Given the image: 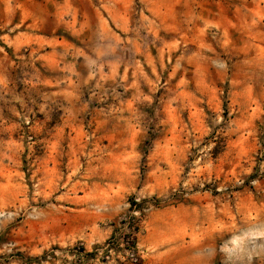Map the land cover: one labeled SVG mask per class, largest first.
<instances>
[{"label": "rangeland", "instance_id": "1", "mask_svg": "<svg viewBox=\"0 0 264 264\" xmlns=\"http://www.w3.org/2000/svg\"><path fill=\"white\" fill-rule=\"evenodd\" d=\"M0 264H264V0H0Z\"/></svg>", "mask_w": 264, "mask_h": 264}, {"label": "built area", "instance_id": "2", "mask_svg": "<svg viewBox=\"0 0 264 264\" xmlns=\"http://www.w3.org/2000/svg\"><path fill=\"white\" fill-rule=\"evenodd\" d=\"M138 214V212H135ZM127 223V222H126ZM118 248L125 249V252L128 257L132 258L133 260H137L138 255V246L137 243L131 241L129 238H122L121 240L118 239L117 233H114L101 247L100 252L104 253L107 258H109L112 254H115ZM85 254V249H83V255Z\"/></svg>", "mask_w": 264, "mask_h": 264}, {"label": "crops", "instance_id": "3", "mask_svg": "<svg viewBox=\"0 0 264 264\" xmlns=\"http://www.w3.org/2000/svg\"><path fill=\"white\" fill-rule=\"evenodd\" d=\"M87 240H90L87 238ZM100 240L96 239L95 241H92L91 242V245L90 244H87L85 241H83V244L85 246V252H90L93 250V245L99 243ZM150 245L149 242H146V241H140V242H137V246H138V250L139 252H143V256H148L149 253L146 251V249L148 248V246ZM141 248H143V250H140ZM150 256V255H149Z\"/></svg>", "mask_w": 264, "mask_h": 264}]
</instances>
